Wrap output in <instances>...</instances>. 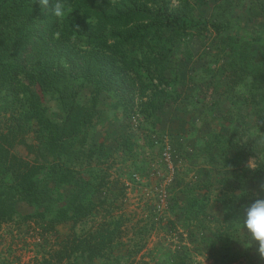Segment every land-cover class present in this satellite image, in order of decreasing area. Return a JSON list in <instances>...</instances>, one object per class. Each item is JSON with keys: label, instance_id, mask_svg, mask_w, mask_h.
I'll list each match as a JSON object with an SVG mask.
<instances>
[{"label": "trees", "instance_id": "obj_1", "mask_svg": "<svg viewBox=\"0 0 264 264\" xmlns=\"http://www.w3.org/2000/svg\"><path fill=\"white\" fill-rule=\"evenodd\" d=\"M150 1V8H138L136 0H68L76 9L57 24L49 19L53 0H49L48 11L41 10L39 0H0V228L16 217L18 203L32 207L21 219L37 225L42 239L57 233L60 226L70 227L59 247L52 249L50 258L43 254L29 264H188L182 260L189 256L187 248L172 250L167 246L168 240L150 246L154 225L146 231V240L135 237L127 243L122 230L123 224L131 220L125 215L126 206L119 207L115 197L110 198L113 190L108 175L84 163L90 128L103 91L113 92L121 107L128 111L131 109L123 98L124 90L128 80H138L144 92L150 91L145 103L148 111L144 113L154 115L164 109L170 96L161 86L171 85L178 77L176 73L173 77L166 73L172 59L171 36L175 33L176 38L179 32L197 27L198 20L188 3L169 13L166 0ZM235 7H238L235 0H230L225 8L229 12ZM248 13L249 20L254 22L255 15H264V3ZM211 24L217 31L226 29V25ZM230 35L229 43L239 44L242 50L252 47L248 38ZM163 36L166 42H161ZM148 39L158 45V56L154 59L161 64L160 70L155 67L153 76L147 69L150 61L146 62V54L140 50L139 56H133L129 52L133 45L140 47ZM251 41L261 51L260 59L250 52L246 59L234 55L230 61L233 74L228 73L232 75V87L241 81L237 70L247 74L245 81L251 84L248 103L261 132L264 131V38ZM231 49L235 50L233 46ZM143 73L148 82H144ZM87 84L93 89L90 100L83 104L80 96ZM46 96L56 101L60 119L49 113ZM124 136L117 144L119 150L133 151L135 140L127 133ZM217 143L205 146L214 157L212 161H222L223 167L234 161L239 169L244 165L235 160L237 145L232 147L231 155L222 142ZM18 146L26 147L31 157L18 155L15 151ZM88 152L92 159L93 151ZM138 169H133V178L140 175ZM241 171L235 179L237 188L247 187L253 179L247 173L251 170L242 167ZM64 187H71L72 192L64 194ZM190 195L184 209L185 219L196 222L189 226L202 228L205 220L199 216H206L202 198ZM222 199L225 219L232 216V211L226 209H232L233 196ZM167 201L170 204L172 198ZM113 208H120L121 213H114ZM162 211L165 220L170 219L169 210ZM215 234L223 246L222 234L218 231ZM201 236L205 241L212 239L204 233ZM224 243L231 249L227 241ZM229 255L235 257L233 253ZM210 257L216 258L215 254Z\"/></svg>", "mask_w": 264, "mask_h": 264}, {"label": "rangeland", "instance_id": "obj_2", "mask_svg": "<svg viewBox=\"0 0 264 264\" xmlns=\"http://www.w3.org/2000/svg\"><path fill=\"white\" fill-rule=\"evenodd\" d=\"M166 1L169 13H175L188 3L198 21L195 23L197 27L179 32L176 38L175 33L171 36L169 44L172 59L166 73L169 77L176 73L178 77L171 85L161 86L170 93L164 109L154 115L144 113L148 111L145 103L150 91L144 92L138 80H128L124 90L123 98L131 109L128 111L121 107L113 92L103 91L96 107L94 124L90 128L89 143L85 150L88 157H84V163L108 175L113 190L110 198L115 197L119 207L122 204L126 206L125 215L131 219L122 227L127 243L135 237H144L146 240V231L154 225L149 236L150 246L168 240L167 246L172 250L187 248L189 256L182 260L188 264H264L255 246L246 249L240 241L227 233H221L224 222L227 223L237 212H241L244 204L264 197V190H261L264 185L262 166L247 172L253 177L247 185L248 195L239 201L233 200L232 216L224 219L222 198L225 201L241 190L236 187L235 179L242 173V167L258 157L254 138L237 143V139L246 138L259 127H256V118L248 103L251 100V84L245 81L247 74L237 70L243 82H237L239 84L232 87V75L229 73L233 74V67L230 61L234 55L246 59L249 52L255 59H260L261 51L253 47L256 45L251 40L264 38V15H255L253 22L249 20L248 12L259 7V3H264V0H235L238 7L229 12L227 8L230 0ZM150 2L136 0L135 4L138 8H150ZM151 7L155 8L154 5ZM213 22L226 25V29L217 31L211 24ZM230 34L232 37L240 35L248 38V45L252 47L242 50L239 44L229 43ZM166 40L163 36L161 42ZM232 46L236 51L231 49ZM156 48L158 45L154 46L148 39L140 47L133 45L129 51L133 56H139L140 50L146 54V62L150 61L147 69L152 76L155 67L161 69V64L154 59L158 56ZM143 69L146 70V67ZM143 78L144 82H148L149 78L144 73ZM153 82L158 83L157 79ZM92 89L91 84L85 86L80 96L81 103H88ZM44 100L51 116L60 119L61 112L56 101L49 96ZM126 133L135 140V146L133 151L126 149L122 152L117 144ZM214 142H222L231 155L232 147L234 149L237 145L238 149H234L237 154L235 160L244 165L239 169L232 161V165L223 167L222 161H212L214 157L205 146H211ZM89 150L94 153L92 159ZM15 151L20 156L31 157L24 146H18ZM135 167H139L140 175L133 178L131 174ZM225 169H228L226 176L222 175ZM71 192V187H64V194ZM216 193L217 198L214 200ZM189 194H192L189 197L195 194L202 198L201 204L206 214L199 216L205 220L202 228L194 226L195 221L185 219L184 209L188 207L186 202ZM168 198H172L170 204ZM162 209L169 210V221L165 220ZM31 211L30 205L18 203L16 217L1 226L0 264H29L37 258L41 259L43 254L50 258L52 249L58 248V243L69 233L68 225L60 226L57 233L48 234L42 239L38 235L40 229L37 225L21 219ZM111 211L121 213L120 208ZM190 223L194 225L189 226ZM217 231L222 234L223 246L219 238L217 241ZM202 233L212 239L203 240ZM225 241L231 249L225 247ZM232 253L235 257H230ZM214 254L215 259L210 257Z\"/></svg>", "mask_w": 264, "mask_h": 264}, {"label": "clouds", "instance_id": "obj_3", "mask_svg": "<svg viewBox=\"0 0 264 264\" xmlns=\"http://www.w3.org/2000/svg\"><path fill=\"white\" fill-rule=\"evenodd\" d=\"M42 11H48L49 0H39ZM74 8L68 0H53L50 18L57 24L61 23L66 17L71 16ZM250 138L255 139L254 149L258 154L257 159L251 160L246 164L249 170L264 166V133L259 130H253L244 139H237V143L247 142ZM228 169H225L222 175L226 176ZM264 190V185L261 186ZM218 192V191H217ZM248 195L247 187L233 194V200L239 201ZM217 198V193L214 200ZM232 211V209H226ZM221 233L229 234L233 239L240 241L247 248L256 247L258 255L264 259V197L255 198L243 205V210L237 212L227 223Z\"/></svg>", "mask_w": 264, "mask_h": 264}]
</instances>
